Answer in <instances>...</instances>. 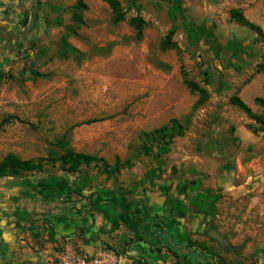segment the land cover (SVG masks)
<instances>
[{"label": "rangeland", "instance_id": "obj_1", "mask_svg": "<svg viewBox=\"0 0 264 264\" xmlns=\"http://www.w3.org/2000/svg\"><path fill=\"white\" fill-rule=\"evenodd\" d=\"M76 1L29 6L30 56L5 71L9 78L0 85V162L13 154L39 163L41 171L21 176L59 175L78 195L85 182L86 189L147 190L166 200L178 196L179 183L197 181L222 197L215 215H199L205 228L186 245L222 264H264V106L256 102L264 100V42L231 17L239 11L264 36V0H183L188 22L212 27L220 45L241 40L239 59L224 50L216 56L203 40L189 44L181 29L172 37L176 47L161 50L172 27L162 0H117L120 22L103 0H82L81 24L70 10ZM135 17L145 23L141 39L129 24ZM64 41L80 52L77 60L61 58ZM41 47L48 50L34 61ZM228 60L239 70L225 68ZM32 67L42 76L33 77ZM94 75L103 80L90 79ZM172 120L181 132L166 154L155 156L159 146L144 134ZM67 150L96 161L81 164L77 173L64 171L59 158ZM150 169L152 184L145 178ZM62 202L58 196L54 201ZM210 230L225 236L233 250L211 240ZM197 261L180 259L204 264Z\"/></svg>", "mask_w": 264, "mask_h": 264}, {"label": "crops", "instance_id": "obj_2", "mask_svg": "<svg viewBox=\"0 0 264 264\" xmlns=\"http://www.w3.org/2000/svg\"><path fill=\"white\" fill-rule=\"evenodd\" d=\"M35 2L0 0L2 73L30 56L26 48L32 24L26 21ZM69 187L59 175L0 178V264L42 263L60 247L88 255L106 250L118 264H183L180 259L189 257L204 264L213 260L201 247L186 245L190 235L198 237L205 228L198 214L172 216L165 200L147 190L94 187L78 195ZM57 196L64 203H54Z\"/></svg>", "mask_w": 264, "mask_h": 264}, {"label": "trees", "instance_id": "obj_3", "mask_svg": "<svg viewBox=\"0 0 264 264\" xmlns=\"http://www.w3.org/2000/svg\"><path fill=\"white\" fill-rule=\"evenodd\" d=\"M106 2L114 12V21L120 22L124 20V15L121 12L120 4L117 0H103ZM163 4L167 6V17L172 23L171 29L168 31L166 36L160 42L161 50H167L175 48L176 44L172 41L173 35L177 32L178 29L183 30L185 33L186 40L191 45L198 44L201 40L205 41L208 44L209 48L216 56L221 50L231 53L232 58L239 59V56L245 52V47L243 46L241 40L237 38L230 39L226 42L225 45H220L217 42V39L214 35L213 28L206 27L204 25H196L189 23L185 16V9L183 8V0H162ZM86 8L82 0H77L74 5L70 7V10L73 11V16L76 22L79 24L82 23L81 12ZM231 17L236 22L247 26L255 30L262 42H264V36L261 29L248 21L239 11H233ZM130 26L136 30V37L141 39L143 36V30L145 23L140 18H132L129 20ZM46 47H41L38 49L35 54L34 61L40 60L47 52ZM70 53V54H69ZM69 55L78 59L81 56L80 52L71 46L66 41L63 42V53L61 58L66 59ZM232 67L234 70L238 71L239 66L232 63L231 60H228L225 68ZM29 72L33 77L42 76L39 74L33 67L29 69ZM8 74L0 72V85L4 79L9 78ZM186 84L192 89H196L191 82L186 81ZM256 102L261 106H264V100L257 98ZM233 103L237 105L241 110L245 111L249 115H252L250 108L240 99L234 98ZM181 126L177 121L172 120L169 124H166L158 129L152 130L144 134L146 140L150 142H157L159 146L158 152L155 156H160L166 154L170 149L171 140L178 134H180ZM60 168L64 171L70 173H77L81 164L89 166L92 162L96 161L95 157H92L87 154L75 153L71 150L64 152L60 158ZM41 171V164H35L30 160H21L13 154L6 155L0 162V178L3 177H19L25 172L30 171ZM154 172V169H150L146 174L145 178H148L151 183L149 176ZM141 183L143 181H140ZM152 184V183H151ZM87 185L85 182L78 184L77 188L80 190L86 189ZM163 193L167 192V188L161 186L159 188ZM222 194L212 190V189H200L197 181H192L189 184L186 182H181L178 184V196L168 197L165 200V204L168 212L175 217L184 218L187 213L192 210L193 213L201 215L203 217H211L216 214L217 203L221 199ZM173 264H179L177 262ZM194 264V263H191ZM209 264H222L218 261L216 257H213V263Z\"/></svg>", "mask_w": 264, "mask_h": 264}, {"label": "built area", "instance_id": "obj_4", "mask_svg": "<svg viewBox=\"0 0 264 264\" xmlns=\"http://www.w3.org/2000/svg\"><path fill=\"white\" fill-rule=\"evenodd\" d=\"M24 264H118L117 258L106 250H99L93 255L77 252L74 249L60 247L51 258L42 263L26 262Z\"/></svg>", "mask_w": 264, "mask_h": 264}, {"label": "water", "instance_id": "obj_5", "mask_svg": "<svg viewBox=\"0 0 264 264\" xmlns=\"http://www.w3.org/2000/svg\"><path fill=\"white\" fill-rule=\"evenodd\" d=\"M208 235L212 239L216 240L221 246H223L227 249L233 250V247L230 245L227 238L225 236L221 235L220 233H218L217 231L210 230Z\"/></svg>", "mask_w": 264, "mask_h": 264}]
</instances>
